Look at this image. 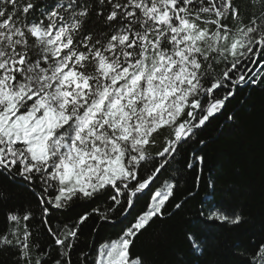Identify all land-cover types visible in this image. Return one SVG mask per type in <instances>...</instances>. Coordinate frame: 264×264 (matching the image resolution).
Masks as SVG:
<instances>
[{"label":"snow or ice","instance_id":"snow-or-ice-1","mask_svg":"<svg viewBox=\"0 0 264 264\" xmlns=\"http://www.w3.org/2000/svg\"><path fill=\"white\" fill-rule=\"evenodd\" d=\"M247 9L241 14L234 0H0V176L40 190L43 222L60 249L52 264H72L79 226L91 214L107 221L128 213L238 86L264 80V0H248ZM194 160L202 165L204 157ZM175 187L164 181L146 210L94 256L81 253L80 264H145L131 246L164 216ZM76 200L105 206L73 226L51 227L47 205ZM201 215L230 226L243 221L211 205ZM32 216L8 211L10 226L0 233L18 264H33L38 251ZM186 239L202 250L193 233ZM238 254L243 264H264V243ZM48 255L39 252L35 264Z\"/></svg>","mask_w":264,"mask_h":264},{"label":"trees","instance_id":"trees-1","mask_svg":"<svg viewBox=\"0 0 264 264\" xmlns=\"http://www.w3.org/2000/svg\"><path fill=\"white\" fill-rule=\"evenodd\" d=\"M241 14L246 13L248 0H234ZM231 25V21H227ZM264 59V54L261 55ZM223 65L217 68V73ZM253 71L261 68L252 66ZM224 90L216 92L220 97ZM231 115L232 120L227 117ZM204 143L201 144L200 141ZM194 156H203L201 165ZM192 162L193 167L188 163ZM141 175L147 173L141 170ZM199 176L200 179L196 180ZM174 182V196L164 208L162 218H154L135 238L131 246L133 256H141L145 264H243L238 253L264 243V80L257 85L238 86L235 95L225 107L210 118L187 143H182L176 159L164 168L142 193H138L135 206L128 213L116 212L107 221L91 214L79 226V234L71 249L72 264H80L81 253L95 255V247L116 239L128 221L146 210L153 191L164 181ZM37 188L26 186L0 176V233L9 228L7 212L30 209L32 218L27 222L32 239L38 245L33 264L39 252L49 255L45 264L59 258L60 249L54 244L44 224V205L39 203ZM55 193H53L54 195ZM47 199V197L45 198ZM181 203L176 209L174 205ZM213 208L239 212L243 221L239 226L208 220L201 211ZM47 220L54 229L73 226L84 212L105 206L102 200H76L66 208L51 205ZM193 233L202 242V250L194 251L186 235ZM14 248L0 246V264H18Z\"/></svg>","mask_w":264,"mask_h":264}]
</instances>
